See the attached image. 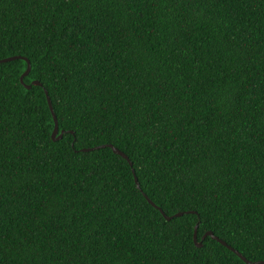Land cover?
I'll use <instances>...</instances> for the list:
<instances>
[{
    "label": "trees",
    "instance_id": "obj_1",
    "mask_svg": "<svg viewBox=\"0 0 264 264\" xmlns=\"http://www.w3.org/2000/svg\"><path fill=\"white\" fill-rule=\"evenodd\" d=\"M11 56L0 264L264 261V0H0Z\"/></svg>",
    "mask_w": 264,
    "mask_h": 264
},
{
    "label": "water",
    "instance_id": "obj_2",
    "mask_svg": "<svg viewBox=\"0 0 264 264\" xmlns=\"http://www.w3.org/2000/svg\"><path fill=\"white\" fill-rule=\"evenodd\" d=\"M19 58H23L25 60H27V63H28V67H27V70L24 72V74H22L21 76V83L24 84V86L28 89H30L33 85H41V83L39 81H33L32 84H26L24 83V78L30 73L31 71V62L28 58L24 57V56H11V57H7V58H4V59H1L0 60V64L1 63H6V62H9V61H13V60H16V59H19ZM46 94H47V99H48V103H49V106H50V109H51V112H52V115H53V118H54V122H55V126H54V130H53V133H52V136H53V139L54 140H59V139H62L63 138V135H64V131H61L60 130H57L56 129V125L58 124L59 125V122H58V118H57V115L54 111V108H53V104H52V101L50 99V96L48 94V91H45ZM105 147H110L112 148V150L117 153L118 155H121L123 158H125L127 161H129L130 165L132 166L133 163L130 161L128 155H126L123 151H121L120 149L116 148L115 146L111 145V144H108V145H102V146H97L95 148H83L82 151H91V150H94V149H99V148H105ZM133 174H134V177H135V182L137 184V187L140 188V184H139V181H138V177L136 176V173H135V170L133 169ZM148 201L155 207H158L156 206V204L150 200L146 194L144 195ZM159 208V207H158ZM159 210L165 215L166 219L170 220L172 217L170 216H167L163 210L161 208H159ZM194 213V212H193ZM183 213L180 212V213H177L176 215L179 216V215H182ZM198 225H196L195 227V233H194V241L195 243L198 245V246H201V243L198 242ZM211 236L213 239H216L218 240L219 242H221L223 245L227 246L229 249H231L233 252H235L237 255H239L243 260H245L247 263H250L249 260H247L246 257H244L240 252H238L237 250H235L232 246L228 245L225 241H223L222 239L218 238L217 236H215L211 231H208L205 233V235L203 236V238H205L206 236ZM258 263L260 264H264V261H259Z\"/></svg>",
    "mask_w": 264,
    "mask_h": 264
},
{
    "label": "snow or ice",
    "instance_id": "obj_3",
    "mask_svg": "<svg viewBox=\"0 0 264 264\" xmlns=\"http://www.w3.org/2000/svg\"><path fill=\"white\" fill-rule=\"evenodd\" d=\"M56 129L59 130V125L58 124L56 125Z\"/></svg>",
    "mask_w": 264,
    "mask_h": 264
}]
</instances>
